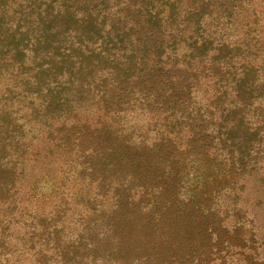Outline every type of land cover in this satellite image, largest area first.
Segmentation results:
<instances>
[{"label": "trees", "instance_id": "obj_1", "mask_svg": "<svg viewBox=\"0 0 264 264\" xmlns=\"http://www.w3.org/2000/svg\"><path fill=\"white\" fill-rule=\"evenodd\" d=\"M229 1L88 0L87 6L83 0L59 1L61 20L65 10L74 13L84 7L85 15L95 11L101 19L93 34L87 26L67 27L59 48L66 60L75 61L62 66L54 81L73 83L77 73L95 65L99 100L111 104L116 124L129 110L163 112L151 118L152 159L127 140L99 141L88 153L84 168L98 180L96 196L115 199L107 214L90 218L94 224L84 229V263L105 261L95 250L111 241L108 256L135 254L134 260L118 259L124 264H210L211 256L233 240L214 222L219 207L202 208L198 202L205 204L212 193L217 200L227 187L234 191L264 158L263 30L252 36L254 26L264 20V6L260 0ZM37 45L34 41V50ZM42 59L39 65L54 68L50 57ZM61 164L66 171L72 168L67 159ZM126 168L135 174L119 176ZM7 171L2 165L0 173ZM192 174L199 193L181 198L186 183L181 180ZM138 189L135 203L132 196ZM10 190L21 196L29 192L26 182L17 186L0 178L3 206L14 201L2 196ZM37 192L35 188L33 194ZM22 203L21 217L30 216V200ZM14 219L3 222L1 235ZM248 258L251 264L252 253Z\"/></svg>", "mask_w": 264, "mask_h": 264}, {"label": "rangeland", "instance_id": "obj_2", "mask_svg": "<svg viewBox=\"0 0 264 264\" xmlns=\"http://www.w3.org/2000/svg\"><path fill=\"white\" fill-rule=\"evenodd\" d=\"M46 1L0 0V168L3 165L8 170L0 173V178L17 186L26 182L29 191L23 196L18 191L13 194L12 190L9 195L2 194L14 201L10 206H3L0 201L3 218L0 264H86L84 229L94 224L89 222L90 218L101 219L107 214L115 199L110 194L96 196L98 180L84 168L88 153L99 141L125 144L127 140L134 143L143 157L152 159L150 146L155 139L150 133L151 118L163 114L159 110L150 113L147 107L146 112L129 110L120 125L116 124L111 104L99 100L100 73L95 65L77 73L73 83L57 84L54 80L59 78V69L75 61L66 60L59 48L65 42L62 43L67 27L79 25L84 30L87 26V32L93 34L101 16L95 11L85 15L84 7L74 13L65 10L67 15L61 20L58 16L61 0L51 7H46ZM87 1L83 0V5L85 2L87 6ZM258 4L264 6V0ZM208 20L217 23L213 16ZM262 30L264 33V20L254 26L252 36ZM34 41L38 43L37 51L33 49ZM260 53L264 57L263 44ZM48 57L54 64L51 70L46 68L47 64L39 65L44 61L42 58ZM140 136L147 138L143 140ZM64 159L72 166L69 171L61 164ZM261 159L240 178L234 191L227 187L217 200H212V193L205 204L198 202L202 208L219 207L214 222L220 224L223 234L233 239L228 246L220 247L221 252L211 256L210 264H250L249 253H252L251 264H264V161ZM118 174L132 176L135 171L126 168ZM182 181L186 183L180 188L181 198L199 193L192 186L193 174ZM144 185H148V180ZM35 188L38 192L33 194ZM134 192L132 199L136 203L140 190ZM22 200H30L27 205L30 216L25 213L21 217ZM13 217L15 224L1 235L3 222ZM5 234L8 236L3 237ZM112 246L111 241L99 244L95 252L106 256V260L98 264H124L118 259L125 256L134 260L133 252L124 256L113 252L114 255L108 256Z\"/></svg>", "mask_w": 264, "mask_h": 264}]
</instances>
